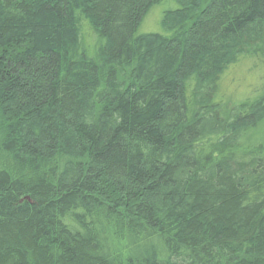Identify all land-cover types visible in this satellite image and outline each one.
<instances>
[{
	"label": "trees",
	"instance_id": "obj_1",
	"mask_svg": "<svg viewBox=\"0 0 264 264\" xmlns=\"http://www.w3.org/2000/svg\"><path fill=\"white\" fill-rule=\"evenodd\" d=\"M0 264H264V0H0Z\"/></svg>",
	"mask_w": 264,
	"mask_h": 264
},
{
	"label": "rangeland",
	"instance_id": "obj_2",
	"mask_svg": "<svg viewBox=\"0 0 264 264\" xmlns=\"http://www.w3.org/2000/svg\"><path fill=\"white\" fill-rule=\"evenodd\" d=\"M154 29L152 20L148 23V29ZM253 73V74H252ZM256 72H251L246 67L244 69L232 70L221 80V91H225L234 96H244L251 94L256 87Z\"/></svg>",
	"mask_w": 264,
	"mask_h": 264
}]
</instances>
